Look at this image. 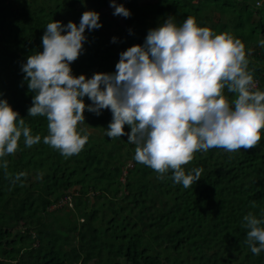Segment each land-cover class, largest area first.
Here are the masks:
<instances>
[{"label":"trees","instance_id":"trees-1","mask_svg":"<svg viewBox=\"0 0 264 264\" xmlns=\"http://www.w3.org/2000/svg\"><path fill=\"white\" fill-rule=\"evenodd\" d=\"M262 1L116 0L130 10L126 18L114 15L112 0H0V98L41 136L31 148L21 139L6 157L7 172L26 177L13 184L0 169V264H264V251L254 255L245 242L243 221L249 212L264 219V134L248 151L197 152L185 169L203 168L201 179L184 188L171 172L160 179L138 163L127 135H107L110 110H86L79 128L89 140L66 158L43 143L47 118L28 116L34 93L21 70L29 55L43 51L54 20L78 25L85 11L100 14L102 27L86 30L84 51L71 64L75 76L90 79L115 73L120 53L143 45L168 16L178 25L192 16L201 27L241 39L264 91Z\"/></svg>","mask_w":264,"mask_h":264},{"label":"clouds","instance_id":"clouds-1","mask_svg":"<svg viewBox=\"0 0 264 264\" xmlns=\"http://www.w3.org/2000/svg\"><path fill=\"white\" fill-rule=\"evenodd\" d=\"M111 6L114 15L130 17V10L117 6L116 0ZM101 27L100 14L94 10L85 11L78 25L54 20L42 36L43 51L33 52L22 65L24 80L34 93L28 116L47 118L43 143L66 158L79 154L90 135L79 128L85 111L100 115L108 109L112 120L107 135H127L136 146L138 163L160 179L171 172L174 183L184 188L201 179L203 168L185 169L197 152L248 151L259 144L264 134V91L257 87L249 68L251 50L246 51L241 39L201 27L192 16L180 25L168 16L149 30L143 45L120 53L115 73H95L90 79L75 76L71 64L84 51L86 30ZM260 43L264 46V41ZM21 139L28 148L41 142L24 117L0 98V169L13 184L27 175L19 172L13 177L7 172L6 157L17 152ZM243 221L245 242L258 256L264 251V219L249 212Z\"/></svg>","mask_w":264,"mask_h":264},{"label":"built area","instance_id":"built-area-1","mask_svg":"<svg viewBox=\"0 0 264 264\" xmlns=\"http://www.w3.org/2000/svg\"><path fill=\"white\" fill-rule=\"evenodd\" d=\"M262 2H263V1H259V2H257V4H258V5H261ZM255 80H256V82H257V87L259 88V86H260V79H255Z\"/></svg>","mask_w":264,"mask_h":264},{"label":"rangeland","instance_id":"rangeland-1","mask_svg":"<svg viewBox=\"0 0 264 264\" xmlns=\"http://www.w3.org/2000/svg\"><path fill=\"white\" fill-rule=\"evenodd\" d=\"M126 1H128V0H126ZM259 1H262V0H259ZM109 10V9H108ZM70 207H72V203H71V205H69Z\"/></svg>","mask_w":264,"mask_h":264}]
</instances>
